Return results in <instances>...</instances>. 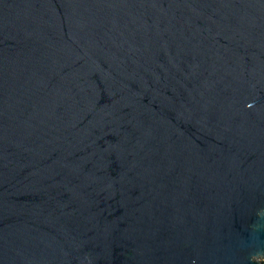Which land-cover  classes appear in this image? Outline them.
Masks as SVG:
<instances>
[{
	"label": "water",
	"instance_id": "95a60500",
	"mask_svg": "<svg viewBox=\"0 0 264 264\" xmlns=\"http://www.w3.org/2000/svg\"><path fill=\"white\" fill-rule=\"evenodd\" d=\"M264 0H0V264H262Z\"/></svg>",
	"mask_w": 264,
	"mask_h": 264
},
{
	"label": "rangeland",
	"instance_id": "374dc122",
	"mask_svg": "<svg viewBox=\"0 0 264 264\" xmlns=\"http://www.w3.org/2000/svg\"><path fill=\"white\" fill-rule=\"evenodd\" d=\"M259 258L263 259L264 258V255L259 256Z\"/></svg>",
	"mask_w": 264,
	"mask_h": 264
},
{
	"label": "trees",
	"instance_id": "16d2710c",
	"mask_svg": "<svg viewBox=\"0 0 264 264\" xmlns=\"http://www.w3.org/2000/svg\"><path fill=\"white\" fill-rule=\"evenodd\" d=\"M261 262H262V264H264V258H263V259H261Z\"/></svg>",
	"mask_w": 264,
	"mask_h": 264
}]
</instances>
